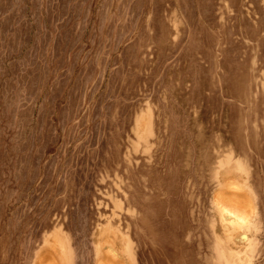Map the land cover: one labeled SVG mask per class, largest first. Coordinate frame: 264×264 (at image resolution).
Wrapping results in <instances>:
<instances>
[{
	"label": "rangeland",
	"instance_id": "1",
	"mask_svg": "<svg viewBox=\"0 0 264 264\" xmlns=\"http://www.w3.org/2000/svg\"><path fill=\"white\" fill-rule=\"evenodd\" d=\"M0 264H264V0H0Z\"/></svg>",
	"mask_w": 264,
	"mask_h": 264
}]
</instances>
